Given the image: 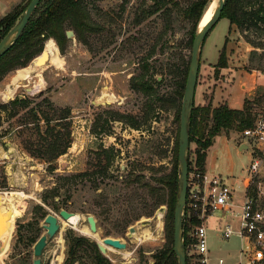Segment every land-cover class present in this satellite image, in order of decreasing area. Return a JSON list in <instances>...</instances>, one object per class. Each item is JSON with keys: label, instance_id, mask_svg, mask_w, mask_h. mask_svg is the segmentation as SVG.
<instances>
[{"label": "rangeland", "instance_id": "374dc122", "mask_svg": "<svg viewBox=\"0 0 264 264\" xmlns=\"http://www.w3.org/2000/svg\"><path fill=\"white\" fill-rule=\"evenodd\" d=\"M27 1L19 0L9 13L20 12ZM192 2L174 0L154 11L153 0H84L92 26L84 33L85 41L74 32L75 37L67 39L62 49L50 37L43 50L52 39L55 56L39 71L32 72L30 78H17L18 70L32 68L43 50L28 66L11 70L0 79V106H8L0 107V264H33L34 248L46 233L45 218L51 213L59 216L58 230L48 237L42 264L50 259L54 264H97L88 215L95 216L102 238L110 236L127 243L125 250L114 248L107 256L103 254L111 264H154L158 252L167 248L166 213L161 218L156 213L161 206L167 208L169 191L156 178L171 173L177 161L180 191L183 96L178 90L192 58V20L186 12ZM258 24L260 28L250 22L242 32L236 25L232 29L229 18L222 16L213 26L199 54L197 100L208 80L216 76L232 82L231 74L239 69L242 74L257 76L249 84L252 89L246 100L255 102L254 112L264 113V46L260 45L264 43V24ZM226 40L227 66L230 61L232 73L221 74L223 68L211 67L202 54L209 62L217 60L218 49ZM142 81L152 88L141 90ZM9 87H16V92L6 99L4 92ZM104 89L111 94L109 102L96 104L103 101L99 98ZM16 98L27 100V106H12ZM57 139L70 141L64 154L53 159L50 154L40 157L31 153V148ZM223 139L251 143L248 150L259 154L254 142L238 130H223L214 138L208 163L216 174L228 177L236 198L231 212H217L207 221L209 264H218L214 259L219 253L239 246L237 237L223 242L219 234L226 223H239L243 177L252 161L248 150L242 156L233 150L222 159ZM197 149V143L190 141L189 173L200 170ZM257 179L264 181V165ZM64 209L83 219L78 225L66 222L61 217ZM183 216L181 251L187 255V264H196L194 238L190 233L191 241L184 238ZM147 218L150 224L142 226L140 220ZM133 225L139 239L128 236ZM78 237L86 241L75 249ZM176 257L180 264L177 253Z\"/></svg>", "mask_w": 264, "mask_h": 264}, {"label": "trees", "instance_id": "16d2710c", "mask_svg": "<svg viewBox=\"0 0 264 264\" xmlns=\"http://www.w3.org/2000/svg\"><path fill=\"white\" fill-rule=\"evenodd\" d=\"M30 1L31 0H28L26 2L20 12L8 13L0 19L1 39L4 38L18 23L20 20L19 17L21 18ZM153 1V5L155 6L154 11H156L163 5L174 0ZM211 2L212 0H194V2H192L187 8V15L192 20L190 45L193 44L199 23ZM256 5H258L257 8ZM222 16L228 17L231 25H236L242 32L250 22L260 28L258 23L264 24V0H226ZM68 27H71L74 30L79 39L85 41L84 33L91 30L92 26L89 22V12L84 4V0H41L31 15L21 36L0 56V79L11 70L19 67H26L28 62H30L36 54L42 52L44 42L50 37H54L63 49L68 41L66 35ZM226 44L227 40L220 51L218 62L215 65V68L217 69L227 67L228 59L226 55ZM163 45L164 44H162V47ZM260 45L264 46V43H260ZM153 52L146 56L145 59H149ZM188 69L189 66L186 68L183 81L178 90L180 97L184 95L189 73ZM140 85V89L144 91L152 88V85H149L147 81H142ZM27 102V100L16 98L11 101V105L26 107ZM254 103L255 102L249 104V101L245 100L243 108L240 109L231 108L227 104L214 107L211 101L204 105H194L189 117V142L195 141L198 145L196 151V164L200 171H206L207 151L213 145L214 138L219 133L223 130L229 131L232 129L241 131L253 126L257 114L253 111ZM0 107L7 109L8 106L5 104ZM1 114L2 112L0 111V126L2 120ZM33 115L36 116V112L33 111ZM65 117L66 116L64 115L63 118ZM50 130H52V128H49V131ZM69 146L70 141L62 142L57 139L49 144H41L36 148H31V153L40 157L50 154V157L54 159L64 154ZM156 179L159 183L167 187L169 191L166 212L168 244L167 248L158 252L157 260L154 264H177V257L174 248V212L179 194L178 162L176 161L171 173L165 176L162 175ZM137 180L138 179L135 181ZM200 222V218L195 214L186 217L183 216V234L187 241H191L189 236L191 229ZM83 241H86L83 237L76 238V244L74 245L75 249L76 245H81ZM92 245L96 252L97 264H111V262L100 252L96 242H92ZM72 253H74V248ZM67 264H72V261Z\"/></svg>", "mask_w": 264, "mask_h": 264}, {"label": "built area", "instance_id": "2783aa9c", "mask_svg": "<svg viewBox=\"0 0 264 264\" xmlns=\"http://www.w3.org/2000/svg\"><path fill=\"white\" fill-rule=\"evenodd\" d=\"M240 135L247 141H253L259 154L255 156V149H251L254 156L243 177L245 191L238 206V226L226 223L220 232L224 240L234 236L241 240L239 260L228 263L220 257L218 264H264V181L257 179L264 165V113L256 114L253 126L241 130ZM250 145L249 148H252ZM235 198V188L228 182L227 176L200 170L189 173L188 193L182 214L185 217L195 214L201 220L189 232L194 238L193 245L198 254L196 264L210 262L206 220L217 212H231Z\"/></svg>", "mask_w": 264, "mask_h": 264}, {"label": "water", "instance_id": "95a60500", "mask_svg": "<svg viewBox=\"0 0 264 264\" xmlns=\"http://www.w3.org/2000/svg\"><path fill=\"white\" fill-rule=\"evenodd\" d=\"M41 0H31L27 5L24 13L22 14L18 23L13 27V29L0 41V56L6 52L21 36L23 30L26 28L31 15L33 14L35 8L39 5ZM226 0H221L219 6L214 11L213 17L207 22V24L198 31L193 41L192 46V58L190 64V70L187 76L186 86L183 95L182 110H181V125H180V140H179V151L178 158L181 163V185L178 194V199L174 212V248L175 252L179 256L180 264H187V255L185 252L181 251V227H182V211L186 203L187 193H188V181H189V161L187 158V150L189 146V114L195 105V94L198 80V73L200 68V50L202 43L208 33L212 30L213 26L221 19L222 12L225 6ZM200 24V23H199ZM66 35L68 39H73L75 33L73 30H67ZM49 58V53L44 49L43 52L37 56L34 60L38 65H42L47 62ZM108 100H103L102 102L95 101L96 104L106 103ZM241 150L249 149V145L243 143L240 147ZM167 212L166 206H161L157 210V215H164ZM70 212L68 210L61 211V217L67 218ZM87 221L89 223L90 230L93 233L98 232L97 220L94 215H88ZM45 228L46 233L42 234L37 241L34 248V254L36 258L33 264H42L41 255L43 250L47 245L48 237L54 235L58 230L59 216L55 214H48L45 218ZM150 219L140 220L142 226H147L150 224ZM137 234V228L135 225L129 228V237H135ZM103 242L96 241L98 249L104 255H108L107 247L111 246L119 250H125L127 248V243L119 238H114L110 236L103 237Z\"/></svg>", "mask_w": 264, "mask_h": 264}, {"label": "crops", "instance_id": "0c3cea01", "mask_svg": "<svg viewBox=\"0 0 264 264\" xmlns=\"http://www.w3.org/2000/svg\"><path fill=\"white\" fill-rule=\"evenodd\" d=\"M18 1L19 0H0V19L2 17H4L5 15H7L9 12H11V10H13V8L16 6ZM230 27L232 29H234L235 25L234 24L231 25V23H230ZM228 46L229 45L226 44L227 49H228ZM222 47L218 49L219 55H220V51H221ZM219 55H218L217 60H215L213 62H209L208 59L206 58V56L204 55V53L202 54L203 60H206L207 64L213 68H215L214 66L218 62ZM230 70H232V66L230 65V61H229V65L226 68H223L220 71V73L225 74V73L231 72ZM231 75H232V82H228L227 79H226V81H220L217 79L216 76H214V78H211V80H208L206 83H204L202 86V90H201L202 95L200 96L199 100H197V88H198V86H197L196 94H195V105H204V104H207L208 102L211 101L214 107L227 103V105L231 108H237V109L243 108L245 100L248 97L247 91L249 89H252V87H249V84L254 83L255 80L257 79V76H255L253 73H247V75L242 74V71L239 69L234 70V72ZM236 80H237V83H235ZM226 90H229V92ZM208 91H210L211 94H209L210 92H208ZM207 94H209V97L207 96ZM243 143L244 142H240L237 144L234 141L233 142L232 141H226L223 139L222 147L220 149L221 152L223 153L222 159H224V156L226 155V153L230 154L233 150H235L239 156H242L243 153L246 151V149L245 150L240 149V147ZM213 146H214V143L207 151L206 171L209 174H216L217 173L215 171V167L208 163L209 152ZM248 151H249L247 154L248 157L250 159L253 158L252 151H250V150H248ZM208 220H209V218L206 220V224H207ZM232 225L234 227L238 226V224H237V226H235L234 224H232ZM219 236H220V234H219ZM234 237H236V236H234ZM222 241L226 242V240H224V239H222ZM238 241H239V246L237 249H235V250L231 249L226 254L219 253L218 256L215 257L214 261L216 263H218V259L220 257H223L228 261V263H236L239 260V250H240V246H241V240L239 238H238ZM209 249L211 251L210 244H209ZM212 261H213V259H212Z\"/></svg>", "mask_w": 264, "mask_h": 264}, {"label": "bare ground", "instance_id": "6f19581e", "mask_svg": "<svg viewBox=\"0 0 264 264\" xmlns=\"http://www.w3.org/2000/svg\"><path fill=\"white\" fill-rule=\"evenodd\" d=\"M220 1L221 0H212L211 4L209 5V7L207 8V10L205 11V14L202 17V20H201V22L199 24V30L202 29L207 24V22L213 17L214 11L219 6ZM45 47H46L45 50L49 53L48 60H50V58L52 60L53 59V56H55V54H54V50L56 49L55 42L52 39H50V40H48L46 42V46ZM58 63H60V61H58ZM44 64L38 65L37 63H35V60H33V62H32L33 67L32 68L27 67L25 69L18 70L17 78H20V77L30 78L32 72L33 73H36L37 71H39V69H41L44 66ZM13 83H17L16 82V78H14V82ZM14 88H16V87H13V88L12 87H9L4 92V95L6 96V99L13 97V95L16 92V89H14ZM38 89H40V87L39 86H35V90H38ZM110 97H111V94L108 92L107 89H104L103 90V95L99 99L100 100H110ZM158 216H159V218H161L162 217V214H159ZM64 219H65L66 222H69V223L78 225L80 223V221L83 219V217L80 214L70 212V214L68 215V217L67 218H64ZM3 225L6 226L5 223ZM94 237L97 238L98 240H100V238L97 235H94ZM135 237L138 238L137 234L135 235ZM99 242H103V241H99ZM51 264H52V262H51Z\"/></svg>", "mask_w": 264, "mask_h": 264}, {"label": "flooded vegetation", "instance_id": "af4514ba", "mask_svg": "<svg viewBox=\"0 0 264 264\" xmlns=\"http://www.w3.org/2000/svg\"><path fill=\"white\" fill-rule=\"evenodd\" d=\"M64 220H65V219H64ZM89 231H90V233H91L92 236H93V235H97V236L100 238V240H98L97 238H95V237L93 236L94 239H95L96 241H103L102 237L98 234V232H97V233H93V232L90 230V227H89ZM137 236H138V234H137ZM137 239H139V236H138ZM107 249H108V251H109V250H113L114 247L109 246V247H107ZM51 262H52V264H54V261H52V259L49 260L48 264H51Z\"/></svg>", "mask_w": 264, "mask_h": 264}]
</instances>
